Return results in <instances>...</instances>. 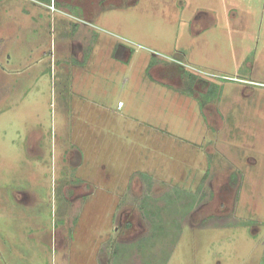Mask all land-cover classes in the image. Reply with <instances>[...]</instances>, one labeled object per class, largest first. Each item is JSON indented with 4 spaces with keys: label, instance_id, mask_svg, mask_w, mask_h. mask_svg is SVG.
Masks as SVG:
<instances>
[{
    "label": "rangeland",
    "instance_id": "1",
    "mask_svg": "<svg viewBox=\"0 0 264 264\" xmlns=\"http://www.w3.org/2000/svg\"><path fill=\"white\" fill-rule=\"evenodd\" d=\"M0 264H264V0H0Z\"/></svg>",
    "mask_w": 264,
    "mask_h": 264
},
{
    "label": "crops",
    "instance_id": "2",
    "mask_svg": "<svg viewBox=\"0 0 264 264\" xmlns=\"http://www.w3.org/2000/svg\"><path fill=\"white\" fill-rule=\"evenodd\" d=\"M44 2H46L45 0H43ZM88 15V14H87ZM96 15H98V13H92L91 15L89 14V17L90 18H95L96 17ZM119 53H120V51H119Z\"/></svg>",
    "mask_w": 264,
    "mask_h": 264
},
{
    "label": "trees",
    "instance_id": "3",
    "mask_svg": "<svg viewBox=\"0 0 264 264\" xmlns=\"http://www.w3.org/2000/svg\"><path fill=\"white\" fill-rule=\"evenodd\" d=\"M46 2H48V3H50L51 2V0H45ZM192 80L191 81H194V79L193 78H191Z\"/></svg>",
    "mask_w": 264,
    "mask_h": 264
}]
</instances>
